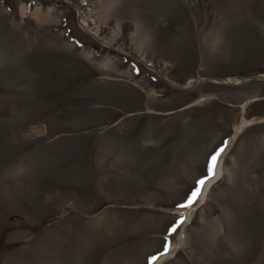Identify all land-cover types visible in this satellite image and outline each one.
Instances as JSON below:
<instances>
[{"label":"rangeland","instance_id":"374dc122","mask_svg":"<svg viewBox=\"0 0 264 264\" xmlns=\"http://www.w3.org/2000/svg\"><path fill=\"white\" fill-rule=\"evenodd\" d=\"M161 255L264 264V0H0V264Z\"/></svg>","mask_w":264,"mask_h":264},{"label":"snow or ice","instance_id":"6c2138e0","mask_svg":"<svg viewBox=\"0 0 264 264\" xmlns=\"http://www.w3.org/2000/svg\"><path fill=\"white\" fill-rule=\"evenodd\" d=\"M223 149H220L216 154H214L208 163V172L211 175H215V169L217 165V159L220 155V152H222ZM206 177L205 179H201L197 181V187L193 190V192L190 194V196L187 199V202L184 204L177 205V207L184 208V207H191V205L196 201V199L201 195V188L205 185L206 179L210 178ZM180 223H183V218L177 222V224L170 229V231L174 232L176 230V227L179 226ZM167 245H165V252L167 251ZM157 259V257H152V260Z\"/></svg>","mask_w":264,"mask_h":264},{"label":"bare ground","instance_id":"6f19581e","mask_svg":"<svg viewBox=\"0 0 264 264\" xmlns=\"http://www.w3.org/2000/svg\"><path fill=\"white\" fill-rule=\"evenodd\" d=\"M249 101H246L245 103H244V105H243V108L245 107V104L246 103H248ZM241 126H243V124L242 125H239L238 127H236V129H235V132H234V134L230 137V139H229V141H228V143L229 144H231L232 142V138L233 137H235V135H237V133L240 131V128H241ZM227 147H228V145H227ZM227 147H225V148H223V151L222 152H220V156H219V158H218V160H217V166H216V169H215V175H213V176H211V178H209V180L207 181L206 180V182H205V185L201 188V190H203L204 188V191H203V193H202V196H201V201H202V199L205 197V190L209 187V185H211L212 184V182L218 177V176H220V174L222 173V171H221V166H222V164H221V157L224 155V153H226L227 151H226V148ZM189 210V209H188ZM188 210H186L185 212H182L183 214H185V217H184V220L185 219H188V217H189V215L190 214H188ZM185 223H186V220H185ZM184 226H185V224H184ZM183 229H184V227H183ZM183 229H182V231H183ZM182 231H181V234H180V241H181V239L183 238V235H182ZM184 239V238H183ZM180 241H179V244H180ZM174 249H175V246L174 245H171L170 246V250H169V252L167 253L168 255H172L173 253V251H174ZM163 257H165V255H161L160 257H157V259H155V260H152V264H156L157 262L159 263V261H161V259L163 258Z\"/></svg>","mask_w":264,"mask_h":264},{"label":"water","instance_id":"95a60500","mask_svg":"<svg viewBox=\"0 0 264 264\" xmlns=\"http://www.w3.org/2000/svg\"><path fill=\"white\" fill-rule=\"evenodd\" d=\"M156 72L161 76V78L163 77L164 79H167V78L165 77V74L159 72L158 70H156ZM225 79H226V78H225ZM228 80H229V79H227V80H225V81L228 82ZM248 101H250V100H248ZM229 142H230V141H229Z\"/></svg>","mask_w":264,"mask_h":264}]
</instances>
